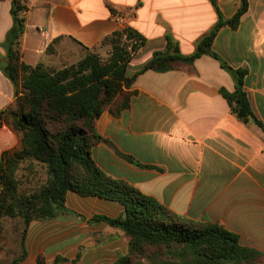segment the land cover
Returning a JSON list of instances; mask_svg holds the SVG:
<instances>
[{"label":"crops","instance_id":"0c3cea01","mask_svg":"<svg viewBox=\"0 0 264 264\" xmlns=\"http://www.w3.org/2000/svg\"><path fill=\"white\" fill-rule=\"evenodd\" d=\"M12 1L0 0V43L13 22ZM19 1L26 8L21 12L20 61L58 69L95 51L104 37L130 27L145 38L127 68L130 76L155 51L166 50V36L181 53L191 54L218 14L230 19L241 3ZM212 49L233 69L247 71L243 89L253 116L264 124V0H247L236 27L222 25ZM4 55L0 45L2 60ZM234 87L232 75L208 54L175 69L145 70L127 89L131 91L129 106L118 115L106 109L96 120L102 139L91 153L102 171L154 197L182 220L219 223L234 232L242 245L264 254V130L252 119L245 123L230 111L220 89L233 91ZM13 101V85L0 70V109ZM19 142L18 132L0 125V154L15 149ZM65 206L78 215L62 212L54 219L30 222L25 236L27 256L18 264H38L39 254L44 255L45 264H107L127 253L122 229L86 221L94 214L118 216L122 204L68 190ZM78 253L80 258L71 262ZM59 257L66 260L56 261Z\"/></svg>","mask_w":264,"mask_h":264},{"label":"trees","instance_id":"16d2710c","mask_svg":"<svg viewBox=\"0 0 264 264\" xmlns=\"http://www.w3.org/2000/svg\"><path fill=\"white\" fill-rule=\"evenodd\" d=\"M213 3L215 0H212ZM247 9L241 0L235 14L218 20L197 42L189 55L181 53L177 43L166 36L165 51H155L151 59L133 75L127 68L145 38L135 29L125 27L104 37L109 54L102 58L88 51L77 62L53 68L38 62L29 65L20 61L19 42L24 32L25 6L13 0L10 8L12 25L0 43L5 50L0 57V70L14 89V101L0 109V125L6 124L20 134L15 149L0 154V232L3 220L9 219L19 231V252L9 264H18L27 256L25 236L33 220H49L67 210L68 190L81 196H98L123 205L118 216L94 214L90 224L105 222L124 231L128 245L126 254L109 264H261L264 254L240 243L238 236L219 223L182 220L181 216L157 199L143 193L126 180L102 171L92 158V147L102 137L96 131V120L108 109L118 115L129 106L131 91L127 89L136 75L145 70L167 71L181 64H191L203 54L218 59L233 77V91L220 93L230 111L238 119L253 122L264 130V124L253 116L243 89L245 69H233L212 49L218 29L228 24L236 27ZM95 48V47H94ZM120 156L134 160L123 153ZM41 167L44 179L32 191L21 188L29 174ZM80 258L78 253L71 262ZM58 258L56 261H63ZM38 264H45L43 254Z\"/></svg>","mask_w":264,"mask_h":264},{"label":"rangeland","instance_id":"374dc122","mask_svg":"<svg viewBox=\"0 0 264 264\" xmlns=\"http://www.w3.org/2000/svg\"><path fill=\"white\" fill-rule=\"evenodd\" d=\"M96 49L97 53L102 58L108 57L109 49L107 50V46L105 44H99ZM44 177L45 175L43 169L38 167L36 171L29 174L28 179L25 178V181L28 180V182H23V184H21V188L32 191L35 187L41 184ZM2 223L3 230L0 232V264H9L19 252V231L13 228L10 220L7 218H5Z\"/></svg>","mask_w":264,"mask_h":264}]
</instances>
